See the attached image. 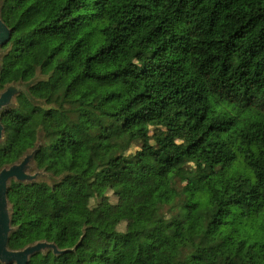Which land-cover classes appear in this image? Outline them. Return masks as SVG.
Returning <instances> with one entry per match:
<instances>
[{
	"label": "trees",
	"instance_id": "1",
	"mask_svg": "<svg viewBox=\"0 0 264 264\" xmlns=\"http://www.w3.org/2000/svg\"><path fill=\"white\" fill-rule=\"evenodd\" d=\"M1 114L16 231L74 252L28 264H264V0H3ZM132 147H134L132 149ZM261 218V222L258 219Z\"/></svg>",
	"mask_w": 264,
	"mask_h": 264
},
{
	"label": "water",
	"instance_id": "2",
	"mask_svg": "<svg viewBox=\"0 0 264 264\" xmlns=\"http://www.w3.org/2000/svg\"><path fill=\"white\" fill-rule=\"evenodd\" d=\"M2 1L0 0V71L2 69L1 60L6 56L8 48H3L11 38V29L6 26L1 17ZM45 78L36 73L28 81L12 82L0 89V145L4 140V125L1 122V114L17 107L16 97L23 95L34 106L44 107V102L34 98L29 89ZM45 146L42 132L36 133L34 145L24 151L14 162L0 166V264H28L29 260L37 255L46 254L50 251L54 256L64 253L74 252L78 242L70 247L59 249L53 242L37 240L26 244L18 249H10L8 242L10 236L16 231L17 227L11 224L12 207L8 201V191L11 182L21 185H33L39 181L47 182L51 187L61 181L62 177H54L44 168L39 169L35 163L36 154Z\"/></svg>",
	"mask_w": 264,
	"mask_h": 264
},
{
	"label": "rangeland",
	"instance_id": "3",
	"mask_svg": "<svg viewBox=\"0 0 264 264\" xmlns=\"http://www.w3.org/2000/svg\"><path fill=\"white\" fill-rule=\"evenodd\" d=\"M133 148H134V147H132V149H133ZM258 221L261 222V218H259Z\"/></svg>",
	"mask_w": 264,
	"mask_h": 264
},
{
	"label": "flooded vegetation",
	"instance_id": "4",
	"mask_svg": "<svg viewBox=\"0 0 264 264\" xmlns=\"http://www.w3.org/2000/svg\"><path fill=\"white\" fill-rule=\"evenodd\" d=\"M8 244H9V242H8ZM8 247H9V245H8ZM10 248V247H9ZM10 249H12V248H10Z\"/></svg>",
	"mask_w": 264,
	"mask_h": 264
}]
</instances>
